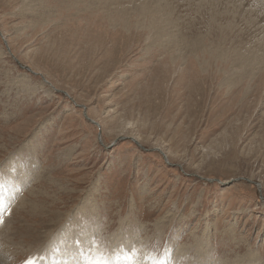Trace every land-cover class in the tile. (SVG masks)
I'll return each instance as SVG.
<instances>
[{
  "label": "rangeland",
  "instance_id": "obj_1",
  "mask_svg": "<svg viewBox=\"0 0 264 264\" xmlns=\"http://www.w3.org/2000/svg\"><path fill=\"white\" fill-rule=\"evenodd\" d=\"M0 33L7 264H264V0H0Z\"/></svg>",
  "mask_w": 264,
  "mask_h": 264
},
{
  "label": "snow or ice",
  "instance_id": "obj_2",
  "mask_svg": "<svg viewBox=\"0 0 264 264\" xmlns=\"http://www.w3.org/2000/svg\"><path fill=\"white\" fill-rule=\"evenodd\" d=\"M11 204L7 203L4 201V199L2 197H0V225H2L4 223V219L6 216L11 215ZM77 244H80V241H77ZM123 260L125 262V264H132V260L131 257L128 256L127 254L124 255ZM24 264H34V261L31 259H27ZM87 264H113L112 261H109L107 259H105L103 256H99L97 258L94 259H88L87 260ZM115 264H121V259L119 254L116 257V261ZM153 264H166L165 261L161 260V261H153Z\"/></svg>",
  "mask_w": 264,
  "mask_h": 264
},
{
  "label": "bare ground",
  "instance_id": "obj_3",
  "mask_svg": "<svg viewBox=\"0 0 264 264\" xmlns=\"http://www.w3.org/2000/svg\"><path fill=\"white\" fill-rule=\"evenodd\" d=\"M141 11H143V10H141ZM143 13H145V12H143ZM1 34V33H0ZM2 36V35H1ZM3 38H5V37H3ZM6 39V38H5ZM4 42H5V40H4ZM5 44L7 45V43L5 42ZM7 48H8V45H7ZM8 51H11V48L9 47V50ZM11 53H12V51H11ZM13 54V53H12ZM13 56V55H12ZM42 76V75H41ZM43 77V76H42ZM43 79L45 80V82L47 81L50 85H51V87H53L54 88V86H53V84L52 83H50L45 77H43ZM225 83V82H224ZM55 89V88H54ZM90 121H91V123L92 124H95L97 127L98 126H100V124L98 123V122H95L94 120H91L90 119ZM32 164H33V162H32ZM38 174V173H37ZM6 182L7 181H5V180H2V179H0V190H2V191H0V196H1V193L3 192V189L5 190L4 192L6 193V191L8 190V189H10L11 187L8 185V184H6ZM24 184V182H23V178H20L17 182H16V179H15V185H14V187L13 188H17V187H19V186H22ZM11 191V193L13 194V189H11L10 190ZM2 197H4L3 195H2ZM6 197V196H5ZM7 199V198H6ZM92 205V204H91ZM34 210V209H33ZM85 210V209H84ZM83 210V211H84ZM84 212H86V211H84ZM84 212H83V214H84ZM67 225H69V224H67ZM66 225V226H67ZM65 226V227H66ZM4 228V227H3ZM65 231H67V232H70V230H69V228H68V226H67V228H65L64 229ZM1 235V234H0ZM1 238V237H0ZM57 241V240H56ZM1 243V242H0ZM57 243H58V245L60 246V249L61 250H59L58 252H60V254L61 255H64L65 257H61V259H70L72 256H71V252H70V246L66 249V248H64L62 245H60L59 243H60V241L58 240L57 241ZM1 245V244H0ZM65 245H67V243L65 244ZM7 246V245H6ZM9 247V246H8ZM1 248V247H0ZM4 248V247H3ZM198 248L199 249H202V245L201 244H199L198 243ZM174 249V248H173ZM185 254H186V250H184L183 251ZM71 256V257H70ZM78 256V255H77ZM76 256V257H77ZM0 261H1V263L2 264H7L8 262H7V259H5L4 257H3V251L1 252L0 251ZM64 262V261H63ZM66 264V263H65Z\"/></svg>",
  "mask_w": 264,
  "mask_h": 264
}]
</instances>
